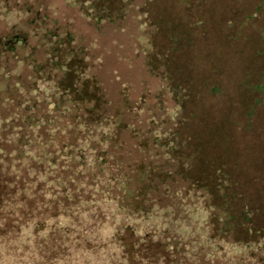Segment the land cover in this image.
Segmentation results:
<instances>
[{
  "label": "rangeland",
  "instance_id": "obj_1",
  "mask_svg": "<svg viewBox=\"0 0 264 264\" xmlns=\"http://www.w3.org/2000/svg\"><path fill=\"white\" fill-rule=\"evenodd\" d=\"M17 1L32 8L33 14L6 13L9 7L18 8ZM6 2L9 7L0 0V35L34 30L38 24L31 26L30 21L37 10L45 28L74 35L84 58L76 66L80 75L76 89L82 86L81 93L73 95L80 102L77 115L84 118L86 109L92 108L86 120L107 126L95 134L109 133L102 144L98 135L96 154L109 148L124 169L129 164L135 168L140 161L138 171L155 169L149 160L153 156L158 168L148 173L143 187L145 191L154 187L153 197L161 201L166 199L164 190L157 194L158 177L172 171L174 177L166 183L173 189L193 190L191 202L199 203L198 188L207 190L210 203L229 201L237 212L247 202L253 210L251 220L237 216L240 226L234 238L242 242L263 238L258 245L240 246L239 252L231 249L211 261L203 254L210 252L213 232L209 241L204 232L191 231L190 226V234L185 232L172 252L151 244L152 238L138 239L125 232L121 238L127 262L175 263L185 257L187 246L203 238L200 246L195 243L194 258L187 257V264H264V95L259 92L264 76V0H100L97 13L107 16L104 21L84 16L76 0ZM33 58L39 63L48 60L42 48ZM8 62L13 65L12 59ZM23 71L25 78L30 72ZM72 80L68 76L67 86ZM3 96L0 111L6 115L15 108L3 106ZM159 128L161 135L168 132L170 140L173 133L178 137L170 163L157 156L166 151L165 139L154 138ZM76 132L81 134L77 128ZM76 132L73 139L84 145ZM63 135L65 140L67 132ZM139 156L146 160H138ZM109 163H113L110 158ZM47 241L45 250L50 247ZM28 250L27 245L21 254L25 264L32 262L30 252L34 253Z\"/></svg>",
  "mask_w": 264,
  "mask_h": 264
},
{
  "label": "trees",
  "instance_id": "obj_2",
  "mask_svg": "<svg viewBox=\"0 0 264 264\" xmlns=\"http://www.w3.org/2000/svg\"><path fill=\"white\" fill-rule=\"evenodd\" d=\"M99 1L76 0V5L87 18L104 21L107 16L97 13ZM15 5L18 8L11 10L8 6L6 13L33 14V9L22 1ZM30 24L36 25L30 32L15 29L0 35V95L4 94L1 103L15 108H9L6 115L0 111V264H25L21 254L27 245L28 252L34 250L28 264H129L121 238L125 232L138 239L152 238L151 244L168 247L171 252L185 232H204L206 240L213 232L210 252L203 254L205 260L211 261L230 254L231 249L260 244L263 238L247 242L234 238L235 229L240 226L237 216L251 220L253 210L248 209L247 202L237 212L229 201L225 205L210 203V194L204 188L196 189L201 195L199 203L191 202L188 198L193 190L173 189L166 183L174 177L172 171L158 172L157 194L164 190L166 199L161 201L153 197L154 187L148 191L143 187L148 173L158 168L153 156L149 160L156 168L138 171L140 161L134 163L135 168L129 164L124 169L122 160H117L109 148L101 150L103 155L96 154L98 135L102 136V144L108 141L109 133L95 134L107 126L86 120L92 108L86 109L85 120L77 115L80 102L73 95L81 93L82 86L76 89L80 77L76 66L84 59L82 50L78 51L71 32L45 28L39 10ZM32 37L37 39V45L31 43ZM40 48L48 59L44 63L34 62ZM8 59L13 60V65ZM25 69L30 73L23 78ZM68 76L73 77L69 86ZM259 87L263 96L264 76ZM74 130L84 145L73 139ZM153 134L154 138L165 139L162 145L166 151L157 156L170 163L178 137L173 133L170 140L168 132L161 135L160 128ZM109 158L113 160L111 165ZM140 159L146 160L139 156ZM176 174L182 176L179 170ZM44 240L50 245L47 250ZM202 240L187 246L180 261L167 264H187V257Z\"/></svg>",
  "mask_w": 264,
  "mask_h": 264
}]
</instances>
